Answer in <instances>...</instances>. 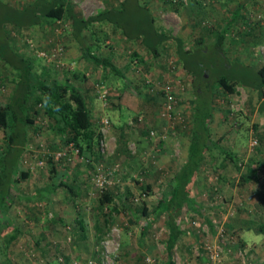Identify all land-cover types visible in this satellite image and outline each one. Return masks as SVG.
<instances>
[{
	"label": "rangeland",
	"instance_id": "rangeland-1",
	"mask_svg": "<svg viewBox=\"0 0 264 264\" xmlns=\"http://www.w3.org/2000/svg\"><path fill=\"white\" fill-rule=\"evenodd\" d=\"M5 1L17 5L29 0ZM70 1L83 17L119 2ZM141 1L148 6L160 31L181 38L184 46L191 48L198 38L207 42V29L219 24L224 8L229 9L233 0H171L174 6L167 0ZM258 2L254 0L250 4L255 5L247 21L253 24V15H260L258 25L264 31V2ZM128 11L126 6L122 16ZM246 27L239 25L238 31L247 30ZM68 29L69 24L61 21L52 30L9 27L7 32L10 43L29 60L34 73L39 74L43 66H48L50 77L57 79L71 72L83 75V80L74 82L85 97L95 128L101 134L99 156L87 157L86 153L75 151L71 144L63 143L39 110L26 134L20 166L24 175L9 192V215L18 233L5 251L0 249V261L3 264H65L59 258H66L69 264H84L88 260L95 264H162L166 258L165 214L154 217L152 208L161 193L169 191L171 177L186 156L183 145L187 141L192 99L189 76L180 71L172 55V40L165 42L160 53L152 58L137 40L126 41L109 23L94 22L82 31V36L86 44H93L97 56H109L121 70L123 78L114 77L109 69L80 57L79 45L69 37ZM238 31L235 34L241 33ZM261 45L256 53L264 61V32ZM131 51L142 56L143 62L130 60ZM11 76L12 72L0 62V103L9 93ZM97 85L106 89L104 100L98 96ZM165 85L176 100L173 120L160 116ZM213 103L210 138H215L222 148L235 152L239 170L231 162L224 164L227 159L223 160L216 150L206 155L197 168L190 187L191 199L182 205L175 218L182 230L172 250L175 264H210L205 246H219L223 250V263H239L241 257L234 245L240 243V238L236 229L227 230L225 225L234 223L238 213L247 211L245 214L249 215L253 201L257 200L253 189L243 185L241 188L247 190L241 194L237 184L238 175L246 167H264V141L258 140L252 150L248 146L252 135L258 138L264 131L263 115L256 109V92L238 86L233 94L223 98L214 96ZM221 162L224 166L220 168ZM146 184L149 190L143 193L141 186ZM42 187L50 189L40 200L36 193ZM236 189L239 199L245 202L237 199L224 204V194ZM106 190L113 197L115 210L104 223L95 211V199ZM142 204L147 209L145 215L140 211ZM257 215L256 222L263 225L264 214ZM77 218L82 220L83 232ZM246 232L244 246L257 239L251 230ZM259 246L264 250V239ZM226 257L230 258L225 260Z\"/></svg>",
	"mask_w": 264,
	"mask_h": 264
},
{
	"label": "trees",
	"instance_id": "trees-1",
	"mask_svg": "<svg viewBox=\"0 0 264 264\" xmlns=\"http://www.w3.org/2000/svg\"><path fill=\"white\" fill-rule=\"evenodd\" d=\"M167 2L174 6L173 1L167 0ZM126 6L130 11L122 16L126 13ZM238 12V8H234L231 11V17L223 20L221 24L210 26L207 29L209 34L207 42L198 38L193 46L188 48L184 46L181 38L162 32L156 27L155 19L148 6L141 0H119L117 4H107L100 11L87 17H83L70 0H29L17 5L0 0V62L12 72L9 93L5 101L0 103L1 251L7 249L18 233L9 215L11 204L9 192L24 175L21 173L20 166L26 147V134L28 129L32 128L35 115L39 110L51 123L55 132L60 135L63 143L71 144L77 152L86 153L87 157L99 156L98 143L101 138V134L92 121L85 97L74 82L77 79L83 80V75L79 72H71L62 79H57L50 77L48 66H43L39 74L34 73L29 60L10 43L8 28L23 30L30 27H46L52 30L56 22L66 21L69 24L67 34L78 43L80 57L102 69H109L110 75L119 78H123L121 70L109 58L97 56L93 52L95 51L93 44L89 45L84 41L82 31L88 30L94 22L109 23L119 30L126 41L137 40L139 46L152 58L160 53L165 42L172 40V55L177 60L180 71L189 76L192 90L187 131L188 146L184 161L171 177L169 191L166 194L161 193L152 208V213L154 217L165 214L166 258L162 264H175L172 250L178 236L182 233L175 218L182 205L188 204L191 199L190 187L195 179L197 168L201 166L210 151L216 150L221 152L223 160L227 159L224 164L226 161L231 162L236 171L239 170L236 154L218 149L216 141L210 138L209 123L214 108V96L223 98L226 94H233L237 86L252 88L257 96V112L263 115L264 120V63L254 68L238 61L231 62L222 47L224 40L233 33L231 25L236 22V18L238 19ZM245 31L247 30H243L242 36L246 35ZM129 57L132 61L143 62V57L135 51H131ZM262 134L256 137L257 142L264 141V131ZM222 166L224 165L221 162L220 168ZM50 170H53L52 167ZM254 174V169L246 167L245 171L238 175V186L241 187L250 182ZM141 187L143 193L149 190L147 184ZM49 189L50 187L39 189L36 198L42 200ZM95 206V211L103 217L104 223H107L115 210L111 193L107 190L102 191L95 199ZM140 211L142 215L147 214L144 204ZM76 220L80 231L83 232L81 218ZM225 228L234 231L233 222H227ZM258 229L264 233V224L258 226ZM228 237L230 239V236ZM234 246L237 251L242 250L241 242L238 241V244L235 243ZM239 255L241 259L245 258L243 260L245 264L252 263L244 254H242L243 258L240 252ZM59 260L69 264L66 258H59ZM0 264L3 262L0 261Z\"/></svg>",
	"mask_w": 264,
	"mask_h": 264
},
{
	"label": "crops",
	"instance_id": "crops-1",
	"mask_svg": "<svg viewBox=\"0 0 264 264\" xmlns=\"http://www.w3.org/2000/svg\"><path fill=\"white\" fill-rule=\"evenodd\" d=\"M260 2L258 3H262L264 2V0H259ZM254 3V0H233L232 3H229V9L226 10V8H224V15H222V17H220L219 20V24L222 23L223 20H227L229 17H231V11L234 8H238L239 12L237 14H239L238 19L236 18V22H234V24L231 25V27L233 28V33H235V31H238L239 25H241L242 27L248 28L246 32L245 36H242L243 31H238L241 33H237V34H229L230 36L227 37L224 40V43L222 44V47L224 48L225 51V55L226 57L232 62L238 61L240 63H242L243 65L246 66H250V67H258L259 65L263 64L264 61L263 59L260 60L259 56L257 55V51L258 48L262 47V37H263V30L261 25H258V20L260 18V15H253V20H255V22L253 24L248 23L247 20H249L250 17V12H251V8L254 9V5L250 6V4ZM250 7V8H249ZM264 14V11H263ZM257 16H259V18H257ZM255 26V27H254ZM71 54V53H70ZM261 56V55H260ZM107 58H109V56H107ZM238 87V86H237ZM236 87V88H237ZM241 87V86H239ZM247 89H251L254 91V89L249 88V87H244ZM87 96L90 97V94L87 93ZM257 104V103H256ZM257 107V106H256ZM221 136V135H220ZM221 139L224 140L223 137H220ZM215 140V138H214ZM216 145L219 147L218 149H222L223 151L226 152H232L235 153L234 151H232V149H226V148H222V146L216 142ZM187 146H188V138L186 143H184L183 147H184V153L186 155V150H187ZM232 147V145L230 146ZM215 150L210 151L209 153L212 154ZM219 155H221L220 151H216ZM215 153V152H214ZM185 157V156H184ZM221 157V156H220ZM261 165L258 166H254L251 165L250 169H254V176H252L250 182H248L245 187H249L251 189H253L252 191L255 193L256 195V199L254 200L252 203V207L253 209H250V213L249 215L245 214L247 211H244V213H238L239 216H236L234 218V223H233V230L236 229V234H238L239 238H240V242L242 244L241 249L242 250H238V255L239 252L240 254H244L248 259H250L253 263L251 264H260V262H262V264H264V250L261 249L260 243L262 242V240L264 239L263 237V232L260 231L258 229V226L261 225L260 223H257V213L262 215L264 214V207L262 205V203L264 204V167H259ZM238 188V187H237ZM240 188V192L241 194H243L245 192V190L247 189H243L241 187ZM238 188V189H239ZM237 193V194H236ZM238 193L239 191L236 189L235 192L229 191L228 194H224V202L227 203V201H230V203L236 201L237 199H239L238 197ZM231 194V195H230ZM239 201L241 203L245 202V199H239ZM261 211V212H260ZM263 211V213H262ZM237 214V215H238ZM252 231V233L254 235H256L255 240H252V242L246 243L249 244L247 246H244V240L245 238V231ZM246 232V233H247ZM248 237V236H247ZM218 252L220 254L221 259L223 258V250L222 249H218ZM236 252V254H237ZM261 252H263V254H261ZM224 255L227 256V254L225 253ZM230 257H226V259H229ZM260 259V260H259ZM205 264V263H204ZM221 264H235L233 261H228V262H224L223 260L221 261ZM236 264H245L244 261L242 259H240L239 263L236 262ZM249 264V263H247Z\"/></svg>",
	"mask_w": 264,
	"mask_h": 264
},
{
	"label": "built area",
	"instance_id": "built-area-1",
	"mask_svg": "<svg viewBox=\"0 0 264 264\" xmlns=\"http://www.w3.org/2000/svg\"><path fill=\"white\" fill-rule=\"evenodd\" d=\"M257 18H259V16H257ZM59 50V49H58ZM53 56H55L54 54H51ZM46 58V56H45ZM96 91L98 93V96L101 100H104L106 97V89H103V85H97ZM163 103H162V109L160 111V116L169 120H173L175 117V102L176 100L174 99V96L170 93L167 85H165L164 89H163ZM102 122H104V124L106 123V120H103ZM264 129V128H263ZM149 134L152 135L153 132L149 131ZM257 140L256 137L254 135H252L250 137L248 146L250 147V149L252 150L256 145H257ZM75 151H77V149H75ZM219 234L220 236H223V231L221 229H219ZM205 253L207 256V259L209 261L210 264H221V257L220 254L218 252V249L220 248L219 246H205ZM243 258V255H242ZM245 258H243L242 260H244ZM85 264H94V262L92 260H88Z\"/></svg>",
	"mask_w": 264,
	"mask_h": 264
}]
</instances>
